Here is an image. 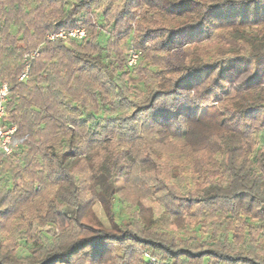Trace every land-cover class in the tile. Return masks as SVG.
<instances>
[{"label": "trees", "instance_id": "1", "mask_svg": "<svg viewBox=\"0 0 264 264\" xmlns=\"http://www.w3.org/2000/svg\"><path fill=\"white\" fill-rule=\"evenodd\" d=\"M75 27L86 45L46 40ZM0 81L18 144L0 153V264H132V242L163 264H264V0H0ZM159 146L185 162L130 193L128 158L156 166Z\"/></svg>", "mask_w": 264, "mask_h": 264}, {"label": "rangeland", "instance_id": "2", "mask_svg": "<svg viewBox=\"0 0 264 264\" xmlns=\"http://www.w3.org/2000/svg\"><path fill=\"white\" fill-rule=\"evenodd\" d=\"M121 0H115V2L119 3ZM99 6H96L95 9L97 10ZM134 28H136V25L133 26ZM105 39V33H103L101 35V40L103 41ZM87 39L84 41V42H80L81 44L83 45H86L87 44ZM127 44V51L133 47L132 45L134 44L133 41H127L126 42ZM135 48V47H134ZM137 67V66H136ZM135 67V69H136ZM143 73H146V72H143ZM150 74V73H149ZM144 76H146V74H144ZM149 76V75H148ZM209 105H211L210 107V111H213L214 107L212 105V103L209 101L208 102ZM229 105L228 101H224L223 103H220L219 105H215V106H219L220 110H222V108H226L227 106ZM255 124H259V122H255ZM258 146L261 147V146H264V129L261 130L260 134H259V137H258ZM106 147V146H105ZM161 148V149H160ZM159 149L161 150V154L163 156V160H161V158H158V165H154L153 163H150L149 161H145L143 160V153H141L140 155H137L135 154L134 156V159L131 160V158H128L129 161H130V167H129V172L131 174V179L133 180V185L131 187V189L129 190L130 193H133V194H136L134 191L138 190V193L139 195L141 194H146V191H145V187H144V183H146L148 186H151V188H154L155 187V179L156 180H159L160 177L158 176L159 174H156L155 173V167L156 168H159V163L160 164H164L165 162H168L169 164H175L177 160L180 161V154L178 155L177 153L179 152H175L173 153V149L171 148H164V147H161L159 146ZM106 150H110V152L112 151V153L120 150V148L114 144V145H110L106 148ZM105 152V151H103ZM176 154L174 155V157H172L170 154ZM105 153H103V156L102 158L105 157L104 155ZM115 154V153H114ZM128 157V156H127ZM182 157H184V155H182ZM172 158L174 159H177L176 161L172 160ZM184 158H181L182 160V163L185 162V160H183ZM161 167V166H160ZM135 170H137V172H139L138 176L137 174H135ZM89 173V172H88ZM137 182H141V186H139V188L137 189V186H136V183ZM143 182V183H142ZM37 188L39 191H43L44 194L47 193L48 195H52L53 192H54V187L51 185L48 190H45L44 186L42 184H39V182H37ZM122 185V181L120 180L119 181V186ZM134 188V189H133ZM46 191V192H45ZM47 194H45V197L48 196ZM118 202H119V199H118ZM94 210L95 212L100 216V218L108 225L107 223V220H106V217L103 213V210L100 206V204H96L94 206ZM28 212L29 213V209L26 210L24 209L23 210V213L25 214V212ZM19 220V219H18ZM16 218L15 220L13 221H10L8 223V228L9 230L12 232V234L14 235L15 238L18 239V237L20 236V230H21V225H19V221H18ZM21 223V222H20ZM41 228H48V226H41ZM20 229V230H19ZM20 244V242H19ZM127 249L132 252L133 254V257H132V264H140V262H143V263H147L144 256H143V252L144 251H149L144 245L142 244H137V243H129L128 246H127ZM157 257V256H156ZM159 258V257H157ZM161 259V258H159ZM107 260H110V255L107 257ZM162 260V259H161Z\"/></svg>", "mask_w": 264, "mask_h": 264}, {"label": "built area", "instance_id": "3", "mask_svg": "<svg viewBox=\"0 0 264 264\" xmlns=\"http://www.w3.org/2000/svg\"><path fill=\"white\" fill-rule=\"evenodd\" d=\"M76 40L84 42L87 39V30L83 27L61 28L57 31L49 32L46 35L47 41L56 40ZM39 55V50L36 49L31 53L30 58L25 60V66L19 76V81H25L29 78L31 69V60ZM140 58V51L134 47L128 50V66L134 68ZM11 86L7 82L0 81V153L4 155H12L18 148V144L13 142L14 134L17 131V126L11 124L8 120V104L10 101ZM143 256L149 264H163V262L153 256L150 252L144 251Z\"/></svg>", "mask_w": 264, "mask_h": 264}, {"label": "crops", "instance_id": "4", "mask_svg": "<svg viewBox=\"0 0 264 264\" xmlns=\"http://www.w3.org/2000/svg\"><path fill=\"white\" fill-rule=\"evenodd\" d=\"M8 117H9V112H8ZM9 120V119H8Z\"/></svg>", "mask_w": 264, "mask_h": 264}]
</instances>
